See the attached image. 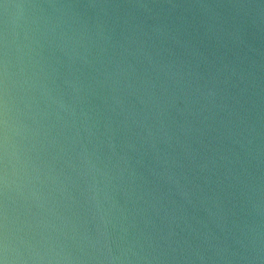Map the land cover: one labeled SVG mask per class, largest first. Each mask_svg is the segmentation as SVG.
Here are the masks:
<instances>
[{"label":"water","instance_id":"1","mask_svg":"<svg viewBox=\"0 0 264 264\" xmlns=\"http://www.w3.org/2000/svg\"><path fill=\"white\" fill-rule=\"evenodd\" d=\"M0 264H264V0H0Z\"/></svg>","mask_w":264,"mask_h":264}]
</instances>
